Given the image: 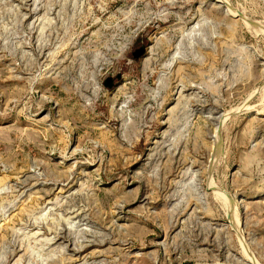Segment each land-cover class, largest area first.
<instances>
[{
	"label": "rangeland",
	"instance_id": "374dc122",
	"mask_svg": "<svg viewBox=\"0 0 264 264\" xmlns=\"http://www.w3.org/2000/svg\"><path fill=\"white\" fill-rule=\"evenodd\" d=\"M0 264H264V0H0Z\"/></svg>",
	"mask_w": 264,
	"mask_h": 264
},
{
	"label": "water",
	"instance_id": "95a60500",
	"mask_svg": "<svg viewBox=\"0 0 264 264\" xmlns=\"http://www.w3.org/2000/svg\"><path fill=\"white\" fill-rule=\"evenodd\" d=\"M143 50H144V48H141V49H140V51H143ZM136 56H137V55H136Z\"/></svg>",
	"mask_w": 264,
	"mask_h": 264
}]
</instances>
